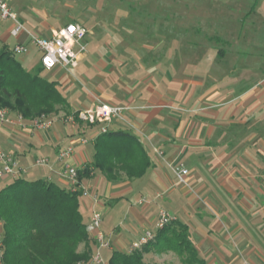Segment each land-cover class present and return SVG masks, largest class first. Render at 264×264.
Segmentation results:
<instances>
[{
    "label": "crops",
    "instance_id": "obj_1",
    "mask_svg": "<svg viewBox=\"0 0 264 264\" xmlns=\"http://www.w3.org/2000/svg\"><path fill=\"white\" fill-rule=\"evenodd\" d=\"M6 1L25 29L14 36V23L0 21V47L10 52L18 44L27 45L29 34L48 38L71 22L79 23L86 31L87 45L92 43L75 68L55 67L50 70L53 80L44 78L58 84L68 103L67 116H55L44 132L8 110L10 123L0 126V150L10 153L25 171L19 178L47 180L70 191L71 184L63 175L66 165L84 169L91 163L93 141L103 127L135 136L153 164L142 178L131 181L108 182L96 171L78 178L80 188L98 196L97 203L89 197L79 198L86 224L94 210L102 215L101 225L105 216L123 215L125 219L112 230L100 226L108 248L98 247L94 233L90 234V259L99 255L101 264H108L114 251L126 253L147 231L156 234L158 213L164 209L188 227L189 240L206 264H264V135L260 118L253 123L263 109L264 78L256 73L259 68H238V57H229L232 50L215 51L212 46L208 49L217 54L216 61L210 57L212 62L196 63L201 61L195 57L197 46L201 53L208 50L201 42L181 39L177 21L172 33L161 25L156 39L149 31L150 41L135 40L129 31L116 27L108 39L105 33L109 30L102 31L81 17L85 11L60 23L63 13L54 7L50 13L43 10L33 15L26 0ZM127 9L122 10L123 19L138 20L142 27L147 16ZM18 55L14 57L26 71H39L40 54L35 48ZM98 103L128 110L122 120L108 124L63 123V117ZM247 112L251 114L247 119L239 117ZM82 139L87 143L81 145ZM67 148H72L71 156L59 160V153ZM37 160H46V164L36 165ZM178 164L189 171L185 187L174 184L172 167ZM11 182L8 176H0V190ZM145 196L151 201L140 205Z\"/></svg>",
    "mask_w": 264,
    "mask_h": 264
},
{
    "label": "trees",
    "instance_id": "obj_2",
    "mask_svg": "<svg viewBox=\"0 0 264 264\" xmlns=\"http://www.w3.org/2000/svg\"><path fill=\"white\" fill-rule=\"evenodd\" d=\"M41 71L40 66L37 73H29L6 47H0V108L28 120L41 114L67 116L68 103L58 84L44 79ZM77 114L71 116L79 122ZM152 165L146 149L135 136L107 130L94 139L92 161L78 171V178L96 171L108 182L131 181L142 178ZM79 198L78 192L42 179L17 178L1 189L2 264L89 261L90 234ZM149 253H172L179 264H206L198 258L189 240L188 227L176 221L157 231L155 238L141 250L129 254L114 251L108 264H154L145 258Z\"/></svg>",
    "mask_w": 264,
    "mask_h": 264
},
{
    "label": "rangeland",
    "instance_id": "obj_3",
    "mask_svg": "<svg viewBox=\"0 0 264 264\" xmlns=\"http://www.w3.org/2000/svg\"><path fill=\"white\" fill-rule=\"evenodd\" d=\"M26 1L29 11L33 15H39V13L43 10L46 13H50V11H52V7L60 10V12L63 13V19L59 21L60 23H62L64 20H68L70 16H75L76 13L85 11V14H83V16L81 17H84L85 19L90 21L91 24L93 23L94 25H97L102 29V31L109 30V32L105 33L108 39H112L113 33L112 35H110L111 28L115 29L116 27V30L123 31L124 33H127L126 31H129L127 34L130 35L129 37H132L135 40L150 41L151 39L147 38V34L149 33V31L151 32V34L153 33V37L156 39V31L161 27V25L163 26L161 28L165 29L166 33L167 31L172 33V25H174V21H177L175 25L178 22L181 23V39L183 38L187 41H193L197 43L201 42V45H205V52H207L208 50L207 53H201V50H199V46H197V48L194 47V50L196 48L197 52V54L195 53V57H197V60H201L196 61V63L203 62L204 60L206 61V63H209L210 57H214V63L217 59V54L214 53L213 49H215V51H219L221 49H230L232 50L233 54H231L229 57H238L237 61H235V63L237 62L238 64V68H243V66L246 65L256 66L257 68H259L258 70H256V73L260 76V78H264V0ZM53 1L58 2V6L55 2L53 5ZM125 7H127L130 11H135V13L139 12L141 15L145 14V16H147L143 17V19H146V21L144 22L145 26L143 25L141 27L137 19V21L135 20L136 23H131L124 20L123 17L125 16H123L124 14L122 10H124ZM159 14H164V16L161 17L159 16ZM158 19L161 20L157 21ZM147 25L149 27H147ZM185 28L187 29V34L182 33ZM9 43L13 44L14 40L9 39ZM91 46L92 43L91 41H89L86 53ZM209 46H212L213 49L209 50ZM202 50L204 51V49ZM15 56L16 59L19 58V55ZM228 64H231L230 59H228ZM225 65L227 66V64ZM52 73L53 72L51 71L49 72L47 70H43L41 71V76H45L43 78H46L48 80H53V75H50ZM243 76H248V73L243 74ZM262 85L261 87L263 88L264 86ZM261 98V106H263L261 112L262 114L261 116L255 118L253 120V123L257 122L260 118V132L262 133V135H264V96H262ZM250 102L252 103V99L250 100ZM248 113L249 112L245 114L243 113L242 115H239V117L241 119H247L251 115H249ZM139 181L141 180H138V182ZM174 184L176 187L183 186L177 185L176 180H174ZM145 197L149 200V202L151 201V198H149L148 196ZM131 198L133 199V202H135V196ZM118 207H120V205H118ZM215 215L219 214L216 213ZM112 217L105 216L101 227L107 230H112V228H114L120 221L123 222L125 220L123 215ZM222 224L225 223L222 222ZM146 257L152 260L151 262L154 264H179L177 256L172 253L162 255L149 253L148 256L146 255Z\"/></svg>",
    "mask_w": 264,
    "mask_h": 264
},
{
    "label": "built area",
    "instance_id": "obj_4",
    "mask_svg": "<svg viewBox=\"0 0 264 264\" xmlns=\"http://www.w3.org/2000/svg\"><path fill=\"white\" fill-rule=\"evenodd\" d=\"M0 21H11L14 23L12 35L16 36L20 32L24 31L23 24L18 20L12 9L10 8L6 0H0ZM35 48L39 54V63L43 70L50 71L55 67H61L64 70L75 68L80 60V57L86 54V31L77 22H71L61 29L57 30L50 37H40L35 34L28 35L27 45L18 44L11 50L13 55L27 54L29 48ZM128 109L111 106L105 103H98L92 109L86 111H80L77 114V120L87 125L95 124H108L113 120H122L124 113ZM9 111L5 108H0V126L10 123ZM22 120V117H18ZM56 120L55 116L41 114L38 117L31 119V127L37 131H48L53 122ZM63 123H74L76 120L73 116L62 119ZM107 131L106 127L100 130V134ZM87 143V140L82 139L81 145ZM72 154V148L62 150L58 158L64 160L70 157ZM36 165L46 164V160L35 161ZM77 169L66 165L63 175L68 179L71 184L72 192H78L80 197H89L93 203H97L98 196L96 194H90L87 189L80 188L78 180ZM25 171L17 166L12 155L10 153L0 150V176H8L12 180L19 178ZM172 172L175 176L176 184L186 186V177L189 175V171L182 165L178 164L172 167ZM161 197V195H157ZM148 199L142 198L139 202L140 205L147 204ZM102 221V215L99 211H92L86 230L89 234L94 233V239L98 247L108 248L110 245L105 235L100 231ZM175 221V218L166 210L160 209L158 213L157 231L162 230L166 225ZM155 238V234L147 231L144 235L137 238V240L131 243L126 253H132L136 250H141L145 245L151 242ZM1 247V237H0ZM102 261L99 255L91 257L87 262H78L77 264H101ZM0 264H2L0 256Z\"/></svg>",
    "mask_w": 264,
    "mask_h": 264
}]
</instances>
